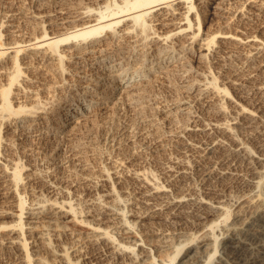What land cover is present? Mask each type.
Masks as SVG:
<instances>
[{"label": "bare ground", "instance_id": "bare-ground-1", "mask_svg": "<svg viewBox=\"0 0 264 264\" xmlns=\"http://www.w3.org/2000/svg\"><path fill=\"white\" fill-rule=\"evenodd\" d=\"M31 1L32 6L28 20L38 27V34L23 36L21 39L9 43L10 45L6 46L7 49H13L15 54L12 53L11 55V52L9 53L7 50L0 51V54H6L4 56L7 57V59L2 60V55H0V61L2 60L0 62V80L7 79L6 83H4L5 81L2 82L4 84L0 87V152L4 150V147L7 148L9 143L8 140H5L7 136L4 137L3 134L1 125L3 123V125L6 123L12 125L17 134L35 135L36 137L39 136L40 141L41 139L48 141V139H58L61 134H67L76 126L74 123H79L80 119L88 113L93 111L113 112L112 110L117 107L119 102L125 101L124 103H126L127 100L128 104L129 99L133 101L132 96L138 94L142 89L145 91V88L150 86L152 80H156L157 76L163 78L171 75L176 76L179 83L174 82L178 84L174 87L176 91L181 90L183 93V95L177 96L178 93L174 91L175 96L164 97L160 101L157 97L160 104L157 107L154 106L157 108L156 114L153 112V119L150 120L153 123L155 121V124L158 122L162 125L164 123V126L166 124L167 127L169 125L168 128H171L169 132L167 128L165 130L167 129L168 133L165 130L163 132L168 134V138L171 139L170 142L176 140L179 143L177 145H180L177 153L179 158L177 156L176 160H172L171 163L169 161V166L167 165L168 167L162 169L164 172L162 177L164 176L166 181H157L154 174L148 171L144 164L138 163V158V162L135 160L138 164L132 166L128 171L133 186H130L128 190L127 186L126 189H122L121 187L124 186H121V190L116 187L120 178V181H123L122 177L119 178L121 174L118 175L115 169L118 165L114 164L115 168L110 167L111 165L99 167L96 170L97 179L102 182L105 188L97 189L99 191L90 197L93 198L92 201L89 200L95 205L98 204L103 211L104 216H99L101 222L100 220L96 221L97 219L79 221L77 218L80 215H75L76 206L74 207V204L66 196L69 195L67 188L60 189L63 192L59 197L56 191L57 187L53 184L54 181L51 182V180V183H47L48 180L41 185L53 195L50 197V193L49 198L40 197L45 204L50 206L47 219L55 216L58 217L57 219H62L61 223L63 224L59 223L57 226L62 230L70 231L71 234H77V239L79 242L82 241V245H85L83 242L90 244L97 264H182L181 262L176 263L177 258L195 239L197 241H194L197 244L196 249L190 254L189 258L191 259H189L188 264H264V0ZM5 13L6 19L2 22L7 31L13 33L17 26L16 11L10 9ZM215 14L223 18L219 23L218 30L213 29L210 24ZM224 28L225 30H223ZM25 49L37 57L36 59L40 58V62L44 63L43 67L47 63L54 64L57 62L62 79L57 82L56 88L53 90L60 93V100L57 99V102L55 100L53 103L54 107L57 105L56 109L54 107L52 109L53 104L51 102L52 105L49 107V100L45 103L43 101L42 104L40 102L42 99L38 100L39 105L35 103L36 105L27 106L25 102L29 101L24 99L25 102L22 100V104L25 105L14 106L11 94L13 88L19 85L20 78L24 76L22 65L25 63V67H32L31 71H36L41 67L36 66V62L34 65L30 63L34 56L28 62L24 56L22 58L23 64L18 61L19 52H23ZM13 58L15 59L13 60ZM11 59L13 63L9 66L8 62ZM55 66L53 65V67ZM67 74H70L72 78H68ZM35 75L37 76V73ZM24 78L26 77L24 76ZM177 78L176 81H178ZM26 79L29 80V84L37 81L35 76ZM170 83L173 84V81ZM22 89L25 88L22 87ZM29 89L31 90V88ZM29 89L27 90L30 91ZM147 90L150 91L148 88ZM16 91L20 92V90ZM28 91L25 90V92ZM32 98L35 100L38 97L35 94ZM115 110L116 108L114 112ZM61 113L63 115H60ZM56 114L59 124L56 126L53 122L56 127L52 128L51 120ZM142 117L144 119V116ZM170 124H175V126L178 124V127L175 129L170 127L172 126ZM157 133L158 137L159 130ZM132 138L134 140V136ZM158 138L155 139L154 143L160 140ZM121 139L123 140V138ZM82 144L80 145L78 141L76 146L71 147V162L75 161L81 170H87L89 171H86L87 175H89L88 173L91 175L93 171L88 165L89 161H87L89 150L86 152L87 149L85 150ZM172 144L174 145V143ZM117 150L119 151V149ZM122 152L125 154L124 150ZM52 155L54 156L53 153ZM197 157L204 164L200 165V160ZM6 160L0 159V195L12 205L10 204L11 207L8 208L2 207L0 217L10 216L12 219H16L15 222H13L14 220L10 221L11 224L2 222V226L0 222V248L10 254L11 261L9 264H79L77 255L74 257V254H77L78 249H80L78 247H76L78 249H73V251H77L76 253L73 252V256L69 254V248L53 249V260L55 261H52L53 263L48 261V258L46 260L43 256H38V253H35L36 243L31 244L34 237H40L44 243L50 228L52 229L51 223H46L45 226H48L49 229L43 230L42 225H40L42 222L40 221L42 219L40 214H44L42 212L46 207L33 200L34 198L32 200L35 202L29 209H26L25 205L29 200L27 199L25 202L24 196L18 188L20 181L24 179L22 178V164L20 165L19 161L16 160ZM125 160L133 162L132 155L125 154L121 158V162H127ZM58 164L60 163L58 162ZM243 166L247 169L246 177L241 170ZM73 168L75 169V167ZM194 171L199 173L203 171L207 177L213 176V178L221 181L229 177L236 179L244 176V183L247 188L241 194L238 203H235L238 209L234 212L236 215L234 222L230 220L233 215L231 207L227 208L228 206L224 204L223 197L221 198L222 195L219 192L214 191L209 186L205 191L202 190L203 188L199 189L202 190L200 192L196 191V186L190 188L191 184H188L191 186L187 187L189 179L191 180L192 176L196 178L195 175H192ZM87 175H85L86 185L92 186V189L96 188L98 184L96 186L95 183L93 184L95 181H93L92 175L91 177H87ZM208 180L204 183H208ZM222 182L224 183V181ZM198 183L200 184L201 181ZM209 183L211 182L209 181ZM217 184L219 183L217 182ZM68 187L70 186L68 185ZM214 188L216 187L214 186ZM130 191L136 193V204L137 206L140 204L142 207V210L130 213V216L134 215L133 218H130L129 214L126 213L128 210L125 211L119 206L117 207L118 203L126 201L125 195L128 192L131 193ZM44 195H46L45 192ZM89 207L92 208V206ZM188 207L195 210L196 215L192 214L198 220L192 218V220L195 219L198 226L194 232L189 233L188 231V234H193L192 236L189 235V239H182L186 232L181 231V227H175L170 229L173 233L171 235L172 241H165L167 240L165 237L163 241L162 238L157 239L158 242L155 243L158 246L155 247L152 244L153 240H147L149 234L148 237H145L144 233L148 230L142 226L147 223L148 218L158 217L175 225V220L182 210H186L185 208ZM86 214L88 215V213ZM223 221L224 223H221ZM222 225H224L223 228ZM53 228H55L54 223ZM150 228L152 229V227ZM45 244L50 248L53 246L46 242ZM195 244L193 245L195 246ZM39 252L41 251L39 250ZM88 254L80 251L78 258L84 260L93 257V255Z\"/></svg>", "mask_w": 264, "mask_h": 264}, {"label": "rangeland", "instance_id": "rangeland-1", "mask_svg": "<svg viewBox=\"0 0 264 264\" xmlns=\"http://www.w3.org/2000/svg\"><path fill=\"white\" fill-rule=\"evenodd\" d=\"M5 3V4H4ZM31 3H32V1L31 0H0V32L2 33H0V42H1V44L2 43H4V44H8V45H4V44H0V51H3V50H7V52H11L10 54L12 55V53L13 54H15L14 53V50L13 49H7V47L10 45L9 43H13V42H15V40H19V39H21L23 36L24 37H26V36H29V35H35V34H38V27L35 25V24H33V23H31V22H29V12H31ZM5 6V7H4ZM10 9H12V10H15L16 11V21H17V26H16V29H15V33L13 32V33H9L8 31H7V28L5 27V25H4V23L2 22V20L4 21L6 18L4 17L5 16V12L7 11V10H10ZM4 10V11H3ZM221 16H219V15H217V14H215L214 15V17H213V19L211 20V22H210V24H211V27L213 28V29H215V30H218L219 29V23L223 20V18L221 17ZM222 19V20H221ZM259 22L261 21V19L260 20H258ZM3 24V25H2ZM227 29V28H226ZM223 30H225V28L223 29ZM4 31V32H3ZM26 34V35H25ZM7 46V47H6ZM3 47V48H2ZM17 47H19V45H17ZM22 52V51H21ZM21 52H19V59H18V61H20V62H22V64L24 63L23 62V57L25 56V60H26V62H28V60L29 61H31V59H32V57L34 56L30 51H27L26 49L21 53ZM28 52V53H27ZM32 54H30V53ZM9 53H7V54H9ZM26 53V54H25ZM25 54V55H24ZM0 55H2V60H4V59H7V57L6 56H4V55H6V54H0ZM21 55H22V57H21ZM26 57H27V59H26ZM31 57V58H30ZM34 59H32L33 61L32 62H30V63H32L33 65L35 64V62H36V66L38 65V66H41L40 67V69H38V70H33V71H31L32 70V67L31 68H27V67H25V63H24V65H22V70L24 71V76L26 77V78H28V77H30V76H35L36 78H37V81H36V83L34 82L33 84H31V85H33V86H31L30 84H29V80H27L26 78H24V76H22L21 78H20V80H19V85L17 86V87H14L13 88V90H12V94H11V100L13 99V104H15L14 106H19V105H27V106H31L32 104H34V105H39V103H37V102H39L41 99V103L43 104V101H44V103L45 102H48L47 100H49V102H48V105H49V107H50V105H52L53 103H55V100H56V102H57V99L58 100H60L59 99V96H60V93H58L57 91H53V90H55V86H56V84H57V82H59L62 78V76H61V74H59V69H58V65H57V62L56 63H50V64H46V62H45V67H43L44 66V63L42 62H40V58H38V59H36L37 57H33ZM15 58H13V60H14ZM21 59V60H20ZM1 60V61H2ZM13 60L11 59L8 63H9V66L13 63ZM0 61V62H1ZM12 61V62H11ZM40 63H41V65H40ZM31 65V64H30ZM53 65L55 66V65H57V66H55V67H53ZM43 67V68H42ZM49 67V68H48ZM52 67V68H51ZM27 68V69H26ZM42 69V70H41ZM53 69V70H52ZM58 69V70H57ZM12 70V69H11ZM27 70V71H26ZM39 70H41V71H39ZM55 70V71H54ZM57 70V71H56ZM25 71H26V74H25ZM30 71V72H29ZM35 71V72H34ZM33 72V73H32ZM41 72V73H40ZM51 72H53L54 74H52ZM58 72V74H56V73ZM37 73V76L35 75ZM31 74V75H30ZM55 75H57V76H54ZM59 76V77H58ZM67 76H68V78H72V76L70 75V74H67ZM174 75H171L170 77L168 76V77H159V76H157V78H156V80H155V82H154V80H152L153 82L150 84V86H147V88L150 90V91H146V89L147 88H145V91L142 89L140 92H138V94H135L134 96H132V100L133 101H131L130 99L128 100V104H127V100H126V103H124L125 101H121L122 102V104H121V102H119V107H118V105H117V107H115L116 108V110H115V112H114V109L112 110L113 112H111V111H109V112H107V113H102V112H97V111H93L92 113H88V114H86V115H84L81 119H80V121H79V123H74L76 126H74L73 128H72V130H70L67 134H61V135H59V137H58V139H60L59 141L60 142H62V143H60L59 141H57L58 139H48V141L50 142H48L47 141V139H45V140H43V139H41V141H40V139H39V136H27V135H20V134H17V132H14V130H13V126L12 125H8V123H6V125H3V124H1L2 125V127H3V134H4V137H6L5 138V140L7 141H9V143L6 145L7 146V148L6 147H4L3 149L4 150H2L1 152H0V155H2V156H0V159L1 160H3V161H5L6 159H8L9 161L10 160H16V161H19V163H20V165H21V167H23L22 168V178H24V179H22L21 181H20V183H19V191L23 194V196H24V199H25V202H27V199L29 200L28 202H27V204L25 205V207H26V209H29V207L32 205V203H34L35 201L36 202H39V203H42L43 205H45L44 207H46L45 208V210H46V212H45V210L42 212V213H46L45 215L44 214H40L41 215V218L43 219L44 218V220L46 221H44V220H42L41 218V220L40 221H42V222H40L39 224L40 225H42V228H43V230H45L48 226H45L46 225V223L47 224H49V223H51V227H52V229H54V230H52L51 228H50V232H49V234L47 235V239L45 240V242L46 243H49L50 244V246L51 245H53V246H51V248H52V250H51V248L50 247H48L46 244H45V242L43 243V240L42 239H40V237H34V241L31 243V244H33L34 242L36 243V247H35V253L39 256H43L46 260H47V258H48V261L50 260L51 262L53 261V262H55L54 260H53V258H54V255H53V249H60V247H61V249H63L64 247L65 248H69L68 250L70 251V255H72L73 256V252H77L76 250L75 251H73V249L74 248H76V247H78V248H80V249H78V248H76V249H78V252H80V251H83L84 253H89L88 255H93V250H92V248H91V245L90 244H88V243H86V242H83V244H85V245H82V241H78V236H77V234H71V233H69L70 231H65L64 229L62 230L59 226H57V225H59V223L60 224H63V223H61L62 222V219H57L58 217H53V215H51L53 218H51V217H48V219H47V212H49V205L48 204H45V202L44 201H42V199L40 198V197H46V198H49L48 197V195L51 193V192H48V189H45L42 185H43V183L44 182H47L48 180V182L47 183H51V182H53V184L57 187V195L59 196V195H62V192L63 191H61L60 189H63L64 187V189H66L69 193H67V194H69V195H66L67 196V198H68V200H70L71 201V203L72 204H74V207L76 208V209H78V210H76L75 209V215L76 216H78V215H80V216H78V220L79 221H81V220H96V221H98V220H100L101 222H102V220L100 219L102 216H104L103 215V211L99 208V206H98V204H94V203H92V202H90V200L92 201V199L93 198H90L91 196H94L95 195V192L96 191H99L100 190V188L101 189H103V188H105V186H103V184H102V182L101 181H99L98 179H97V172H96V170H98V168L99 167H101V166H108V165H111L110 167H116L117 165H118V167L117 168H115L116 169V172H117V174L119 175V174H121V175H119V178L120 177H122V180L123 181H120V179H119V183H116V187L117 188H120L121 186H124V187H121L122 189L123 188H127V190L129 189V187L130 186H133V183L131 182L132 180H130L129 179V175H128V171H130V169L132 168V166H135V164H144V167H146V169L148 170V171H150V172H152L153 174H154V176L156 177V179H157V181H166V180H164V176L162 177V175H164V172H162L163 170H164V167H166L167 165L169 166V164L171 163V161L172 160H176V157L177 158H179V154H177L179 151V149H180V145H177V144H179L178 142H176V140H174L175 142H173V140L170 142V140L171 139H169L168 138V134H166L165 132H163L164 130H165V128H167L168 129V132H169V130L171 129H169L168 127H169V125H168V127H167V125L165 124V126H164V123H163V125H162V123H156L155 124V121H154V123L153 122H150V120L151 119H153V112H154V114H156L155 112H156V110H157V105H159L160 103H159V101L160 100H162V99H164V97L165 98H169V97H173V96H175L176 94L175 93H178L177 94V96L179 95V96H181V95H183V93L181 92V90L179 91V90H177L176 91V88L174 87L175 85H178L177 83H179V79L177 78V80L178 81H176L175 79V77H173ZM174 79V80H172V79ZM153 79V78H152ZM157 79H159L158 81H157ZM164 79V80H163ZM7 80V79H6ZM6 80H4V78H3V80H0V87L2 86V84H4V83H6ZM27 80V81H26ZM40 80V81H39ZM54 80H55V82H54ZM70 80V79H69ZM169 80H171V81H173V84H171L170 82H168ZM5 81V82H4ZM71 81V80H70ZM164 81V82H163ZM2 82H4V83H2ZM23 82H24V85H23ZM27 82V83H26ZM174 82H177V83H174ZM26 83V84H25ZM21 84H22V86H21ZM53 84H54V87H53ZM152 84H153V87L151 88V86H152ZM154 84H155V87H154ZM170 84V85H169ZM31 87H30V86ZM52 85V86H51ZM160 86V87H158V86ZM164 85V86H163ZM173 85V86H172ZM6 86V85H5ZM27 86V87H26ZM49 86V87H48ZM157 86V87H156ZM170 86V87H169ZM22 87L23 88H25V89H22ZM52 87V88H51ZM150 87V88H149ZM29 88H31V90L29 89ZM174 88H175V90H174ZM27 89H29L30 91H28ZM173 89V90H172ZM178 89H180V88H178ZM16 90H20V92L19 91H16ZM25 90L26 91H28V92H25ZM33 90V91H32ZM50 92H49V91ZM161 90H162V92H161ZM166 90V91H165ZM171 90V91H170ZM13 91H15V92H13ZM23 91V92H22ZM144 91V92H143ZM156 91V92H155ZM164 91V92H163ZM174 91H175V93H174ZM53 92H54V95H53ZM56 92V93H55ZM142 92V93H141ZM159 92V93H158ZM170 92H172V93H170ZM181 92V93H180ZM17 93V94H16ZM22 93V94H21ZM25 93V94H24ZM29 93H31V94H29ZM40 93V94H39ZM141 93V94H140ZM35 94H36V96L38 97V98H35V100L37 99V101L35 102V100H33V95L35 96ZM144 96H143V95ZM147 95V97H146V95ZM165 94V95H164ZM168 94V95H167ZM30 95V97H27V96H29ZM139 95V96H138ZM161 95V96H160ZM171 95V96H170ZM13 96V97H12ZM15 96V97H14ZM32 96V97H31ZM104 96V95H103ZM137 96V97H136ZM151 96V97H150ZM163 96V97H162ZM139 97V98H138ZM145 97V98H144ZM157 97H158V99H159V101H158V99H157ZM162 97V98H161ZM21 98V99H20ZM28 98V99H27ZM32 98V99H31ZM40 98V99H39ZM56 98V99H55ZM144 100H142V99ZM148 98H151V99H153V100H151V99H148ZM19 99V100H18ZM26 101H29V102H25V100ZM30 99V100H29ZM139 99V100H138ZM22 100H24V102H25V104L23 103L22 104ZM39 100V101H38ZM136 100V101H135ZM14 101H15V103H14ZM20 102V103H18V102ZM31 101H33V102H31ZM53 101V102H52ZM141 101V102H140ZM150 101V102H149ZM52 104H51V103ZM131 102V103H130ZM144 102V103H143ZM36 103V104H35ZM143 103V104H142ZM158 103V104H157ZM31 104V105H30ZM127 104V105H126ZM136 104H137V107H136ZM126 105V106H125ZM154 106H156V107H154ZM53 107H54V104L52 105V109H53ZM56 107H57V105H55V107H54V109H56ZM135 107V108H134ZM141 107H142V109H141ZM121 108V109H120ZM149 109V110H144V109ZM155 108V109H154ZM142 111H140V110ZM118 110V111H117ZM56 111H58V110H56ZM140 111V112H139ZM137 112V113H136ZM146 112V113H145ZM94 113V114H93ZM115 113V114H114ZM148 113H149V115H148ZM91 114V115H90ZM104 114V115H103ZM106 114V115H105ZM137 114V115H136ZM147 114V115H146ZM60 115H63L62 113L60 114ZM89 115V116H88ZM57 116V114L55 115V117L53 116L52 117V125L54 126H52V128H55L56 126H58V124L59 123H57V121H58V117H56ZM131 116V117H130ZM142 116H144V119H143V117ZM146 116H148V117H146ZM152 116V117H151ZM88 118V119H87ZM91 118V119H90ZM111 118H113V119H111ZM132 118V119H131ZM140 118V119H139ZM145 118H147V119H145ZM56 119V120H55ZM120 119V120H119ZM136 119V120H135ZM107 121V122H106ZM134 121V122H133ZM137 121V122H136ZM143 121V122H142ZM53 122H55L54 124L56 125H54L53 124ZM121 122V123H120ZM127 122V123H126ZM131 122V123H130ZM147 122V123H146ZM83 123V124H82ZM150 123V124H149ZM153 123V124H152ZM80 124V125H79ZM123 124V125H122ZM141 124V125H140ZM133 125V126H132ZM144 125V126H143ZM162 125V126H161ZM170 125H172V126H170V127H178V124H176L177 126H175V124L173 125V124H170ZM119 126V127H118ZM128 126V127H127ZM151 126V127H150ZM6 127V128H5ZM123 127V128H122ZM131 127H132V129H131ZM141 127V128H140ZM124 128H125V130H124ZM145 128V129H144ZM134 129V130H133ZM143 129V130H142ZM150 129V130H149ZM162 129V130H161ZM166 129V130H167ZM173 129V128H172ZM176 129V128H175ZM175 129H173V130H175ZM141 130V131H140ZM155 130H156V132H155ZM158 130H159V135H158V137L160 138V140L157 142H155V143H157L158 145H156L155 143H154V141H155V139L156 138H158L157 137V132H158ZM165 130V131H166ZM120 131V132H119ZM76 132V133H75ZM130 132V133H129ZM134 132V133H133ZM154 132H155V134H154ZM162 132V133H161ZM167 132V131H166ZM167 132V133H168ZM91 133H92V135H91ZM157 133V134H156ZM161 133V134H160ZM17 134V135H16ZM70 134V135H69ZM81 134H82V136H81ZM116 134V135H115ZM164 134H166V135H164ZM73 135V136H72ZM136 135V136H135ZM152 135V136H151ZM163 135V136H162ZM20 136H22V137H20ZM76 136H77V138H76ZM134 136V140H133V137ZM146 136V137H145ZM153 136H154V138H153ZM32 137V138H31ZM123 138V140L121 139V138ZM126 137V138H125ZM131 138V139H129V138ZM146 139H145V138ZM8 138V139H7ZM10 138V139H9ZM26 138V139H25ZM28 138V139H27ZM80 138V139H79ZM82 138V139H81ZM119 138V139H118ZM124 138H125V140L126 139H129V140H127V141H125L124 140ZM158 138V139H159ZM161 138H163V139H161ZM25 139V140H24ZM71 139V140H70ZM117 139V140H116ZM145 139V140H144ZM70 140V141H69ZM137 140V141H136ZM141 140V141H140ZM11 141V142H10ZM48 142V143H46V142ZM78 141H79V144L81 145L82 143L83 144H85V145H83L82 144V146L85 148V150H86V152H87V161H89V163H88V165H90V167H91V170L94 172V173H96V174H94L93 172H91V175H92V178H94L95 179V176H96V179L94 180L93 179V181H95V182H93V184L95 183V186H96V184H98L97 186H96V188H94V189H92V186H90V187H88L87 185H86V183H85V175H87V172H89V171H87V170H81L79 167H78V165H77V163L75 162V161H73V162H71L72 160H71V156H72V148L71 147H73V146H76V144H78ZM82 141V142H81ZM121 143H120V142ZM125 141V142H124ZM131 143H130V142ZM161 141H162V143H161ZM165 141V142H164ZM45 142V143H44ZM59 142V143H58ZM119 142V143H118ZM134 142V143H133ZM140 142V143H139ZM143 142V143H142ZM150 142V143H149ZM153 142V143H152ZM57 143V144H56ZM115 143V144H114ZM117 143H118V146H120V147H118L117 146ZM128 143H129V146H128ZM132 143H133V145H132ZM172 143H174V145H176V147H174V145L172 144ZM45 144H48V145H45ZM58 144H61V145H59L58 146ZM75 144V145H74ZM127 144V145H126ZM161 144V145H160ZM14 145V146H13ZM50 145V146H49ZM53 145V146H52ZM57 145V146H56ZM115 147H114V146ZM124 145H125V147H124ZM131 145V146H130ZM150 145V146H149ZM160 145V146H159ZM55 146V148H53ZM123 146V147H122ZM163 147V149H162V147ZM178 146V147H177ZM12 147V148H11ZM52 147V148H51ZM122 147V148H121ZM129 147V148H128ZM153 147V148H152ZM159 147V148H158ZM161 147V148H160ZM8 148H9V151H8ZM120 148H121V150L123 151L124 150V152H125V154H131L132 155V160H133V162L132 161H130L131 160V158H130V160H125V161H127V162H121V158H123V156L125 155L121 150H120ZM124 148V149H123ZM155 148V149H154ZM158 148V149H157ZM178 148V149H177ZM6 149V150H5ZM14 149V150H13ZM50 149H52V150H54V152H51L50 151ZM57 149V150H56ZM71 149V150H70ZM93 149V150H92ZM116 149V150H115ZM117 149H119V151L117 150ZM157 149V150H156ZM46 150V151H45ZM126 150V151H125ZM177 150V151H176ZM5 153H4V152ZM6 151H7V155H6ZM13 151V152H12ZM49 151L51 152V154L49 153ZM121 151V152H120ZM133 151H135L134 153H133ZM128 152H130V153H128ZM138 152V153H137ZM143 152V153H142ZM49 153V154H48ZM52 153L54 154V156L52 155ZM57 153V154H56ZM122 154V156H120V155ZM136 154V155H135ZM139 154V155H138ZM56 155H57V157H56ZM70 155V156H69ZM117 155H118V157H117ZM136 156V158H135V156ZM142 157H141V156ZM51 156H53V157H51ZM120 156V157H119ZM4 157V158H3ZM6 157H9V158H12V159H9V158H6ZM47 157V158H46ZM70 157V158H69ZM117 158V160H116V158ZM15 158V159H14ZM56 158H57V161H55L56 160ZM66 160H65V159ZM113 158H115V159H113ZM134 158V159H133ZM139 158V159H138ZM198 158V157H197ZM19 159V160H18ZM47 159V160H46ZM50 159V160H49ZM62 159V160H61ZM120 159V160H119ZM139 160V162H138V160ZM140 159H142L141 161H140ZM156 159V160H155ZM170 159V160H169ZM199 159V158H198ZM53 160V161H52ZM60 160V161H59ZM63 160H64V162H63ZM70 160V161H69ZM123 160V159H122ZM138 162V163H136V161ZM167 160V161H166ZM200 160V159H199ZM7 161V160H6ZM8 161V162H9ZM130 161V162H129ZM159 161V162H158ZM169 161H170V163H169ZM201 161V160H200ZM200 161H199V164L201 165V164H204L203 163V161H201V163H200ZM56 162V163H55ZM58 162L60 163V164H58ZM62 162V163H61ZM68 162H70V163H68ZM118 162V163H117ZM142 162V163H141ZM147 162V163H146ZM167 162H168V164H167ZM68 163V164H67ZM73 163V164H72ZM76 163V164H75ZM125 163V164H124ZM128 163V164H127ZM134 163V164H133ZM163 163V164H162ZM10 164V163H9ZM114 164H116V166H114ZM165 164V166H163ZM67 165V166H66ZM70 165V166H69ZM76 165V166H75ZM100 165V166H99ZM128 165V166H127ZM56 166H58V167H56ZM129 166H130V168H129ZM143 166V165H142ZM149 166V167H148ZM167 166V167H168ZM204 166V165H203ZM60 167V168H59ZM73 167H75V169L73 168ZM77 167V168H76ZM148 167V168H147ZM57 168V169H56ZM63 170H62V169ZM95 168V169H94ZM74 169V170H73ZM82 171H80V170ZM114 169V170H115ZM126 169V170H125ZM129 169V170H128ZM151 169V170H150ZM163 169V170H162ZM76 170V171H75ZM77 170H79V171H77ZM90 170V171H91ZM120 170V171H119ZM242 171H243V173H244V176L246 177L247 176V174H245V173H247V169H246V167L245 166H243V168L241 169ZM58 173H57V172ZM69 171V172H68ZM84 171H85V173H84ZM87 171V172H86ZM126 172V173H124V172ZM155 173H154V172ZM161 171V172H160ZM31 172V173H30ZM36 172V173H35ZM62 172V173H61ZM119 172H121V173H119ZM201 172V171H200ZM30 173V174H29ZM62 174L61 176H60V174ZM77 173V174H76ZM82 173V174H81ZM94 175H93V174ZM163 173V174H162ZM198 174V175H196V174ZM202 173V174H201ZM201 173H199V172H197V171H194L193 173H192V175H195V177L196 178H194L193 176H192V179L194 178V180H190L189 179V181L187 182V185L188 184H191V185H186L187 187H190V188H195V186H196V191L197 192H200V191H202V190H206L207 188H208V186L211 188V189H213L214 191H217V192H219L221 195V198L224 200V204L226 205V206H228L227 208H230L231 210H232V213H233V215H234V217H233V215H232V217H231V219L230 220H232L233 222L235 221V214H234V212H236V210L238 209V207H236V202L238 203V201H239V199H240V197H241V194H243L244 193V191L246 190V186H245V183H244V176H242L241 178H232L231 177V179H230V177L229 178H227V179H225V180H222V181H224V183L221 181V180H218V179H216V178H213V176H206V174H204V172L202 171ZM59 174V175H58ZM63 174H65V175H63ZM66 174H68V175H66ZM79 174V175H78ZM89 175H87V177L88 176H90L91 177V175H90V173H88ZM125 174H127V175H125ZM157 174V175H156ZM32 175V176H31ZM35 175V176H34ZM57 175V176H56ZM123 175V176H122ZM126 176V178H125V176ZM204 175V176H203ZM31 176V177H30ZM38 176V177H37ZM56 176V177H55ZM79 176V177H78ZM81 176V177H80ZM84 178H83V177ZM200 176V177H199ZM55 177V178H54ZM63 177H64V179H63ZM66 177V178H65ZM204 177H207L206 179L208 180V183H209V181L212 183H204V182H207V180L204 178ZM212 177V178H211ZM35 178H36V180H35ZM43 178V179H42ZM54 178V179H53ZM58 178V179H57ZM69 180H68V179ZM79 178V179H78ZM203 178V179H202ZM62 181H61V180ZM67 179V180H66ZM71 179H73V180H71ZM82 179H84L83 181H81ZM166 179V178H165ZM204 179H205V181H204ZM214 179V180H213ZM39 182H38V181ZM52 180V181H51ZM59 180V181H58ZM228 180H229V182H228ZM23 181V182H22ZM51 181V182H50ZM56 181H57V183H56ZM72 181V182H71ZM97 181V182H96ZM195 181V182H194ZM196 181H197V184H196ZM201 181V183L199 184L198 182H200ZM203 181V182H202ZM227 183H226V182ZM21 182H22V184H21ZM41 182V183H40ZM59 182H60V186H59ZM68 182H69V184H68ZM190 182V183H189ZM192 182H194V183H192ZM219 183V184H217L216 185V183ZM26 183V184H25ZM73 183V184H72ZM83 183V184H82ZM130 183H132V184H130ZM204 183V184H203ZM222 183V184H221ZM42 184V185H41ZM57 184V185H56ZM71 184V185H70ZM120 184V185H119ZM202 184V185H201ZM227 184H230V185H228L227 186ZM67 185V186H66ZM68 185L70 186V187H68ZM84 185H86V186H84ZM100 185V186H99ZM199 185V186H198ZM216 187V188H214V186ZM219 185V186H218ZM226 186V188H225V186ZM232 185V186H231ZM239 185V186H238ZM22 186H24V187H22ZM38 186V187H37ZM42 186V187H41ZM83 186V187H82ZM127 186V187H126ZM205 188H204V187ZM207 186V187H206ZM26 187H28L27 189H26ZM40 187V188H39ZM58 187H59V189H58ZM61 187V188H60ZM99 187V188H98ZM199 187V188H198ZM24 188V189H23ZM38 188V189H37ZM89 188V189H88ZM120 188V189H121ZM203 188V189H202ZM22 189V190H21ZM34 191H33V190ZM44 189V190H43ZM92 189V190H91ZM97 189H99V190H97ZM121 189V190H122ZM199 189H202V190H199ZM220 189V190H219ZM24 190V191H23ZM32 190V191H31ZM43 190V191H42ZM47 190V191H46ZM74 190V191H73ZM77 190V191H76ZM223 190V191H222ZM39 191H40V195H39ZM42 191V192H41ZM61 191V192H60ZM91 191V192H90ZM32 192V193H31ZM36 192V193H35ZM44 192H45V194L46 195H44ZM73 192V193H72ZM92 192H94V193H92ZM131 192V191H130ZM30 193H31V195H30ZM34 193V194H33ZM38 193V194H37ZM27 196H26V195ZM135 194L136 193H126V201H123L124 202V204H123V202H121V203H118V205H117V207L119 206L121 209H124L125 211L126 210H128V211H126V213L127 214H129L128 216H130V213L131 212H135V211H140V210H142V207L140 206V204L137 206V204H136V199H135ZM51 195H53L52 193L49 195L50 197H51ZM71 195V196H70ZM263 195H264V193H263ZM39 196V197H38ZM69 196V197H68ZM30 197H32V198H30ZM38 197V198H37ZM59 197H61V196H59ZM84 197V198H83ZM88 197V198H87ZM128 197V198H127ZM129 197H131V198H129ZM34 198V199H33ZM71 198V199H70ZM225 198V199H224ZM35 200V201H33V200ZM37 199H38V201H37ZM90 199V200H89ZM32 200V201H31ZM87 200H88V202H87ZM129 200V201H128ZM5 200L1 197V195H0V211H1V208L3 207V208H8V207H11V205H12V203H10V202H4ZM128 201V202H127ZM133 201V202H132ZM226 201V202H225ZM85 202V203H84ZM125 202H127V203H125ZM82 203H84V204H82ZM11 204V205H10ZM89 204V205H88ZM122 204H123V206H122ZM126 204H127V206H126ZM229 204V205H228ZM29 205V206H28ZM48 205V206H47ZM134 205V206H133ZM89 206H92V208L91 207H89ZM137 206V207H136ZM28 207V208H27ZM78 207V208H77ZM93 207H95V208H93ZM98 207V208H97ZM130 207V208H129ZM129 208V209H128ZM235 208V209H234ZM92 209V210H91ZM94 209V210H93ZM98 209V210H97ZM135 209V210H134ZM186 210H182V212L180 213V215H179V217L175 220V225H173V224H171L170 222H165V221H163L162 219H160V218H158V217H152V218H148L146 221H147V223L144 225V226H142L143 228H145V229H147L148 231L146 232V233H144V235H145V237H148V234H149V237H148V239L147 240H153L152 241V244L155 246V247H157L158 246V244L157 243H155V242H158V240H160V238H162L161 240L163 241V239H164V237H165V239L167 238V240H165V241H172V234L173 233H171L172 232V230H170V229H173V228H175V227H177V228H180V230L181 231H185L186 232V235H184L183 237H182V239H189L190 238V236H192L193 234L191 233V234H188V231H189V233L190 232H194V230L196 229V227L198 226V223L197 222H195V219H196V217H195V210H193V208L191 207L190 209H189V207L188 208H185ZM188 209V210H187ZM48 210V211H47ZM102 212H101V211ZM130 210V211H129ZM235 210V211H234ZM78 211H80V212H78ZM91 213H90V212ZM186 211V212H185ZM129 212V213H128ZM78 213V214H77ZM86 213H88V215L86 214ZM96 213V214H95ZM100 213V214H99ZM184 213V214H183ZM192 213H194V214H192ZM25 214H27V213H25ZM95 214V215H94ZM185 214H188L189 215V217H188V215H185ZM94 215V216H93ZM182 215H183V217H182ZM193 215V216H192ZM99 216H101V217H99ZM181 216V217H180ZM191 216V217H190ZM80 217V218H79ZM93 217H95V218H93ZM96 217H98V218H96ZM134 217V215H131L130 216V218H133ZM195 218V219H193L192 220V218ZM14 218V217H13ZM46 218V219H45ZM82 218V219H81ZM84 218H87V219H84ZM182 218V220H180ZM184 218V219H183ZM15 219L16 218H14V219H12V217H0V222H1V226L3 225L2 224V222L4 223V224H11V223H9L10 221H13V222H15ZM50 219V220H49ZM153 219V220H152ZM60 220V221H59ZM178 220V221H177ZM5 221H7V223H5ZM50 221V222H49ZM51 221H53V222H51ZM150 221V222H149ZM194 221V222H193ZM196 221H198L197 219H196ZM57 224H56V223ZM178 222V223H177ZM53 223H54V227L55 228H57V229H55V228H53ZM221 223H224V221L223 222H221ZM230 223H232V222H230ZM196 226H195V225ZM43 225H44V227H43ZM72 225V224H71ZM170 225H172V226H170ZM191 226V227H190ZM150 227H152V229L150 228ZM171 227V228H170ZM224 227V225H222V228ZM41 227H40V229H42ZM47 229H49V228H47ZM186 229V230H185ZM52 230V231H51ZM62 230V231H61ZM150 230H152V231H150ZM65 231V232H64ZM150 231V232H149ZM217 231H219V230H217ZM59 232V233H58ZM64 234H63V233ZM54 235H53V234ZM61 233V235H59ZM66 233V234H65ZM152 233V234H151ZM165 233V234H164ZM171 233V234H170ZM219 233V232H218ZM35 234V233H34ZM56 235H57V237H56ZM73 237H72V236ZM167 235H169V236H171V237H169V236H167ZM190 235V236H189ZM34 236V235H33ZM50 236H51V238H50ZM76 236V237H75ZM167 236V237H166ZM55 237V238H54ZM76 239H75V238ZM37 238V239H36ZM150 238H152V239H150ZM170 238H171V240H170ZM30 239V238H29ZM38 239H40V240H38ZM156 239V240H155ZM158 239V240H157ZM169 239V240H168ZM42 240V241H41ZM75 240H77V241H75ZM155 240V241H154ZM222 240V239H221ZM73 241H74V245H73ZM195 242H197L196 241V239L194 240ZM193 241V242H194ZM224 241V240H223ZM79 242V243H78ZM154 242V243H153ZM190 243L191 244V246H190V244H189V246H188V248L186 247V249L181 253V255L177 258V260H176V263L177 262H181L182 264H188L189 263V259H191V258H189V256H190V254H192L193 252H194V250L196 249V245L197 244H195V242L194 243ZM34 243V244H35ZM43 243V244H42ZM54 243V244H53ZM39 244H40V246H39ZM62 244V245H61ZM67 244V246H65ZM76 244V245H75ZM80 244V245H79ZM88 244V245H87ZM193 244H195V246L193 245ZM44 245V246H43ZM46 245V246H45ZM82 245V246H81ZM41 246H43V247H41ZM69 246V247H68ZM74 246V247H73ZM86 246V248H84ZM47 247V248H46ZM54 247V248H53ZM59 247V248H58ZM72 247V248H71ZM82 247V248H81ZM34 249V248H33ZM37 249H39L41 252H39V250L37 251ZM91 249V250H90ZM50 250V251H49ZM80 250V251H79ZM90 250V251H89ZM78 252H77V254H74V257H76V255H77V259H78V263L79 264H97V260L96 259H94L95 257H94V255H93V257L92 258H89V259H87V258H85L84 260L83 259H79L78 258ZM90 252H91V254H90ZM72 253V254H71ZM42 254V255H41ZM47 256V257H46ZM53 256V257H52ZM49 258H51V259H49ZM91 259V260H90ZM188 259V260H187ZM10 261H11V256H10V254L6 251V250H4V249H2V248H0V264H9L10 263ZM84 261V262H83ZM183 261V262H182ZM52 262V263H53ZM93 262V263H92Z\"/></svg>", "mask_w": 264, "mask_h": 264}]
</instances>
